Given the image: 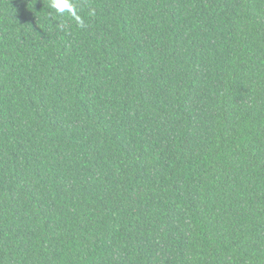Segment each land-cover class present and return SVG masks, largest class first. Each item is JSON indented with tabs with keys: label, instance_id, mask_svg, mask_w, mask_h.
I'll use <instances>...</instances> for the list:
<instances>
[{
	"label": "trees",
	"instance_id": "16d2710c",
	"mask_svg": "<svg viewBox=\"0 0 264 264\" xmlns=\"http://www.w3.org/2000/svg\"><path fill=\"white\" fill-rule=\"evenodd\" d=\"M67 3L0 0V264H264V0Z\"/></svg>",
	"mask_w": 264,
	"mask_h": 264
},
{
	"label": "clouds",
	"instance_id": "9594fccd",
	"mask_svg": "<svg viewBox=\"0 0 264 264\" xmlns=\"http://www.w3.org/2000/svg\"><path fill=\"white\" fill-rule=\"evenodd\" d=\"M55 6L60 9L63 10L65 7H68V3L67 0H56V4ZM81 26H83V24H81Z\"/></svg>",
	"mask_w": 264,
	"mask_h": 264
}]
</instances>
